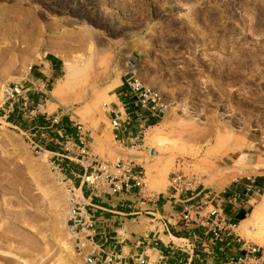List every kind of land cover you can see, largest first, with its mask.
Returning <instances> with one entry per match:
<instances>
[{
  "label": "rangeland",
  "instance_id": "obj_1",
  "mask_svg": "<svg viewBox=\"0 0 264 264\" xmlns=\"http://www.w3.org/2000/svg\"><path fill=\"white\" fill-rule=\"evenodd\" d=\"M130 59L169 105L148 130L151 157L114 140L102 106L117 103ZM48 60L56 67L42 113L5 116L3 85ZM47 113H63L70 138L80 122L105 161L134 154L149 196L177 170L218 191L254 179L261 190L237 232L264 245L254 216L264 214V0H0V264H84L67 231L69 196L49 152H62V139ZM70 166L79 185L83 167ZM146 217L138 232L152 225Z\"/></svg>",
  "mask_w": 264,
  "mask_h": 264
},
{
  "label": "built area",
  "instance_id": "obj_2",
  "mask_svg": "<svg viewBox=\"0 0 264 264\" xmlns=\"http://www.w3.org/2000/svg\"><path fill=\"white\" fill-rule=\"evenodd\" d=\"M134 63V59L128 60L129 70L122 78V87H127V93L117 96V103H103L102 106L114 140L123 148L151 157L155 148L146 142L148 130L163 118L169 105L157 89L136 77ZM37 68L31 65L23 79L3 85L2 108L5 116L14 114L17 109L31 116L42 113L45 107L43 97L47 100L50 96L43 89L47 81L38 76ZM36 95H40L38 101L34 100ZM128 97L129 102L126 100ZM62 118L63 113H47L51 127H58L57 133L62 139V152L50 153L55 175L65 181L69 196L66 220L69 238L84 264H118L122 254L116 247H108L109 237L99 242V219L91 199L94 196H113L122 200L141 197L142 201H146L149 197L144 193L147 187L146 170L132 157L133 154L113 161L98 157L90 150L84 126L76 121V138H70L61 124ZM36 147L43 150L41 145ZM72 162L83 167V173L77 175L79 185L67 174L73 173ZM235 185L229 194L207 186L199 175L182 170L172 173L165 197L174 206H179L182 224L196 234L193 237L171 238L169 252L158 255L147 252V237L143 235L136 241L141 251L131 257L133 264H171L168 260L175 251L187 255L186 262L181 264H190L201 252L216 264H264V245L246 241L237 232L242 221L238 218L239 209L247 207L250 197L261 189L254 179ZM227 206L232 210V216L226 214ZM157 213H149L153 223L162 220Z\"/></svg>",
  "mask_w": 264,
  "mask_h": 264
},
{
  "label": "crops",
  "instance_id": "obj_3",
  "mask_svg": "<svg viewBox=\"0 0 264 264\" xmlns=\"http://www.w3.org/2000/svg\"><path fill=\"white\" fill-rule=\"evenodd\" d=\"M55 67L56 64L50 60L43 61L42 66L37 68L38 76L48 82L50 77L55 74ZM127 91V87H121V90L116 95L119 96L120 94L127 93ZM126 100L129 102V97ZM235 186V184H232L222 190L230 194ZM166 192L167 190L153 197L148 195L149 197L146 201H142L141 197L140 199L138 197H131L130 200H128V197L124 200L113 196L92 197L91 203L96 207L94 210L99 219V242H103L105 237H109L108 247H116L122 254V259L118 264H133L131 257H134L135 254L141 251V247L137 245L136 241L143 235L147 237V252L152 255H158L160 252L165 254L169 252L171 238L193 237L196 234L182 224L179 206H174L173 203L167 201L165 197ZM162 204L163 206H161ZM225 209L226 214L232 216V210H229L228 206ZM151 212H158L157 216H161L162 220L153 223L151 217L150 219L146 217ZM241 215H246L245 206L239 209V219ZM143 217L149 219L152 225L145 228L143 232H138L136 229L142 230L144 222H147ZM186 260V254L175 251L174 254H171L168 262L171 264H181L182 262H186ZM216 263L207 254L201 252L190 264Z\"/></svg>",
  "mask_w": 264,
  "mask_h": 264
},
{
  "label": "bare ground",
  "instance_id": "obj_4",
  "mask_svg": "<svg viewBox=\"0 0 264 264\" xmlns=\"http://www.w3.org/2000/svg\"><path fill=\"white\" fill-rule=\"evenodd\" d=\"M254 13V12H253ZM252 13V14H253ZM71 68H72V66H71V64H67V69L70 71L71 70ZM136 71V70H135ZM117 81H120L121 82V80L119 79V78H117ZM114 93V92H113ZM56 95V92H55V94L54 95H52L51 97H52V100L57 104V105H63L62 104V102L60 101V100H58L57 99V96H55ZM159 137V136H158ZM158 137H157V139H158ZM162 138V137H161ZM161 140V139H160ZM161 142V141H160ZM164 142V141H163ZM160 145H162L161 143H160ZM134 155V154H133ZM138 156V155H137ZM136 156V157H137ZM254 216H255V220H257V222L259 221V222H261L260 224H262V226L264 227V214L262 213V211L260 210V211H256L255 212V214H254ZM250 230H253V227H250ZM261 234H263L264 235V233L262 232Z\"/></svg>",
  "mask_w": 264,
  "mask_h": 264
},
{
  "label": "trees",
  "instance_id": "obj_5",
  "mask_svg": "<svg viewBox=\"0 0 264 264\" xmlns=\"http://www.w3.org/2000/svg\"><path fill=\"white\" fill-rule=\"evenodd\" d=\"M244 218H245L244 215H241V216H240V220H242V219H244Z\"/></svg>",
  "mask_w": 264,
  "mask_h": 264
}]
</instances>
